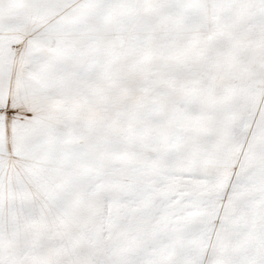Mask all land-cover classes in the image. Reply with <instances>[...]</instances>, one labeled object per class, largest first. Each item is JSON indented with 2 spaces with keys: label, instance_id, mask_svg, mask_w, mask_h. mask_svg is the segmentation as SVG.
<instances>
[{
  "label": "snow or ice",
  "instance_id": "1",
  "mask_svg": "<svg viewBox=\"0 0 264 264\" xmlns=\"http://www.w3.org/2000/svg\"><path fill=\"white\" fill-rule=\"evenodd\" d=\"M0 264H264V0H0Z\"/></svg>",
  "mask_w": 264,
  "mask_h": 264
}]
</instances>
